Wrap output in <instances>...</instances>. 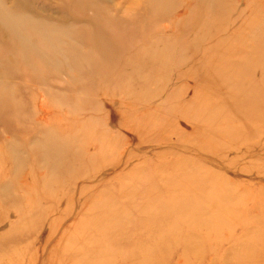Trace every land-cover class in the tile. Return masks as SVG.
I'll list each match as a JSON object with an SVG mask.
<instances>
[{"label": "rangeland", "instance_id": "obj_1", "mask_svg": "<svg viewBox=\"0 0 264 264\" xmlns=\"http://www.w3.org/2000/svg\"><path fill=\"white\" fill-rule=\"evenodd\" d=\"M0 264H264V0H0Z\"/></svg>", "mask_w": 264, "mask_h": 264}, {"label": "bare ground", "instance_id": "obj_2", "mask_svg": "<svg viewBox=\"0 0 264 264\" xmlns=\"http://www.w3.org/2000/svg\"><path fill=\"white\" fill-rule=\"evenodd\" d=\"M145 2V1H144ZM10 33H9V38L12 40L10 42H13V43H18L19 41V45L21 46V48L24 50V47H26V49H28V42L27 40H25L20 32H19V28L16 27L15 25H13V27H11V29H9ZM21 43V44H20ZM21 54H14L11 56V59L12 60H18V59H21V58H25V54H24V51H20ZM60 91V90H59ZM43 96V95H42ZM39 98V96H38ZM44 99V97H43ZM37 101V100H35ZM43 101V100H41ZM41 105V104H40ZM44 110V109H42ZM39 118H37L38 120ZM42 119V118H41ZM44 120V119H43ZM42 125V124H41ZM5 258V257H4Z\"/></svg>", "mask_w": 264, "mask_h": 264}]
</instances>
